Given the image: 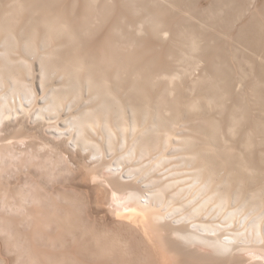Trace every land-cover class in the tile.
I'll use <instances>...</instances> for the list:
<instances>
[{
  "label": "bare ground",
  "instance_id": "obj_1",
  "mask_svg": "<svg viewBox=\"0 0 264 264\" xmlns=\"http://www.w3.org/2000/svg\"><path fill=\"white\" fill-rule=\"evenodd\" d=\"M0 264H264V0H0Z\"/></svg>",
  "mask_w": 264,
  "mask_h": 264
}]
</instances>
